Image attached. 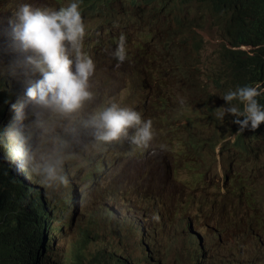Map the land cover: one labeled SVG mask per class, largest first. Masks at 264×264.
<instances>
[{"label": "clouds", "instance_id": "1", "mask_svg": "<svg viewBox=\"0 0 264 264\" xmlns=\"http://www.w3.org/2000/svg\"><path fill=\"white\" fill-rule=\"evenodd\" d=\"M43 1L41 5L36 0H19L11 8L8 23L1 25L0 61H10L0 63V219L18 229L0 239V264H62L60 246L69 237L81 235L90 240H84L85 248L96 241L90 233L100 225L121 238L108 251L105 264H264L261 228L249 235L252 240L226 236L217 241L192 228L187 233L190 249L185 252L159 232L160 226L173 222L187 223L189 228L196 222L188 220L194 208L186 204L184 190L193 197L219 193V208L214 209L207 197H197L205 201L204 224L216 216L226 227L240 226L244 221L238 206L251 196V189L221 177L222 169L210 161L213 152L193 133L201 125L198 116L180 135L189 145L174 137L158 145L160 155L152 154L155 118L114 98L101 99L93 85L100 61L95 52L84 48L89 13L104 14L109 3L122 5L123 19L135 22L141 35L121 34L111 52L113 62L122 65L129 53V59H141L136 71L151 72L148 93L160 83L167 66L175 76L187 78L195 69L200 89L227 90L215 117L225 118L227 124L232 116V123L238 125L235 145L244 146L246 138L264 126V103L260 102L264 100V7L248 10L233 5L225 19L210 26L211 20L216 21L213 14L207 15L189 0ZM155 5L156 11L149 13ZM240 21L245 23L235 33L237 44H225L227 35L220 31H230ZM206 26L218 34L214 36L217 54L207 62L203 52L210 40L202 36ZM157 32L169 36L158 43L155 54L148 53L152 38L147 43L146 38ZM230 53L236 55L226 64ZM218 60L224 63L223 73L212 69ZM5 73L21 77L22 88L17 90ZM157 102L163 107L162 101ZM114 145L145 154L127 163L129 168L140 165L141 172L126 171L124 178L116 180L115 160L110 170L106 155L95 158ZM255 151L257 163L263 166L264 142ZM156 164L166 165L169 171L156 174L152 169ZM22 172L36 179L38 191L22 180L13 181ZM3 180L10 183L8 189ZM36 182L48 193L44 195ZM73 189L78 192L70 202L55 197ZM258 195L254 191L253 196ZM254 208L257 216L249 221L251 227L264 224L260 206ZM213 231L220 234V229ZM23 257L34 260L27 262Z\"/></svg>", "mask_w": 264, "mask_h": 264}, {"label": "rangeland", "instance_id": "2", "mask_svg": "<svg viewBox=\"0 0 264 264\" xmlns=\"http://www.w3.org/2000/svg\"><path fill=\"white\" fill-rule=\"evenodd\" d=\"M28 0H26L27 2ZM43 5V0H36ZM51 2V0H45ZM19 0H0V20L8 21L12 14L11 8ZM110 8L100 15L90 12L88 15V38L84 41V48L90 52H95L100 61V68L94 78L93 85L100 93V98L111 97L123 104L135 107L138 110L153 116L156 120L155 136L153 140V149H158V145L167 141L173 140L175 134L183 135L186 126L194 117H200L201 125L193 133H198L201 143L209 150H214V154L220 158L221 155L232 153L235 148L234 131L238 125L232 123L231 118L227 119V124L219 121L215 117V109L221 107V96L223 93H218L214 89L209 88L202 90L196 85V77L198 72L194 69L192 78L179 75L175 76L173 70L168 66L162 72L160 83L148 93L150 82L144 75L137 72V66L141 59H129V54H126V62L117 66L113 62L114 57L111 56L112 50L115 48V40L126 32L132 31L135 35H141L137 32V24L133 21H126L124 17V7L120 4L109 3ZM135 8H131L134 10ZM0 24V36L3 35ZM218 35L209 26H206L203 31L204 37L210 40V44L204 46L203 58L207 62L209 58L215 59L217 54L218 41L214 38ZM153 36V37H152ZM169 35L155 33L147 36L152 38L148 45V53H154L159 50L157 48L160 41H164ZM202 46L204 44H201ZM154 56H151L152 60ZM129 59V60H128ZM10 59L4 58L0 63L7 64ZM171 66H174V62ZM210 63V62H209ZM213 70L216 67L211 65ZM7 74V73H5ZM9 80L13 82L17 90L23 86L21 77L7 74ZM110 81V82H109ZM107 83V84H106ZM105 86V87H104ZM112 86V88L108 87ZM110 88V90H108ZM158 100L162 101L163 107L158 106ZM155 102V104H152ZM212 110L210 112L209 110ZM227 114V113H226ZM225 114V115H226ZM198 120V118H196ZM110 170L114 169V163L118 172L116 180L122 179L126 175V171L141 172L142 167L136 165L127 167V163L131 158L137 155V151L130 152L129 147H114L104 151ZM156 174H161V167L156 164L152 167ZM82 170H78L81 175ZM231 175V174H230ZM83 182L81 176L78 179V184ZM36 184H38L36 182ZM43 191L46 190L42 187ZM59 194H63L60 192ZM122 202L117 200V202ZM184 224L173 222L159 227V232L173 241L180 250L188 251L187 232L188 227L183 230ZM98 232V235L97 233ZM90 237L96 239L95 242H90L83 248L84 240H88L81 235H73L69 237L61 246L58 252L62 264H105L106 255L112 247L117 246L121 238L109 228L98 226L91 233ZM127 249V246L124 247ZM186 255H184L185 258Z\"/></svg>", "mask_w": 264, "mask_h": 264}, {"label": "bare ground", "instance_id": "3", "mask_svg": "<svg viewBox=\"0 0 264 264\" xmlns=\"http://www.w3.org/2000/svg\"><path fill=\"white\" fill-rule=\"evenodd\" d=\"M189 1L192 2V3H194L197 6H200V7L204 8L206 10V14L207 15L213 14V18L216 21L211 20L210 23H209L210 26L217 25V21H221V20L225 19L231 13V12L228 11L227 7H225V6L222 5V3H221L220 0H212V1L211 0H203V1H200V0H189ZM140 7H143V6H139L138 8H140ZM156 7H157L156 5L153 6L151 9H149L148 12L149 13H154L156 11V10H154V9H156ZM9 13L12 14V12H9ZM81 15H82V18H85L82 13H81ZM7 23H8V21H3L2 22V18H1L0 24L4 25V24H7ZM238 24H239V22H238ZM235 28H237V26ZM235 28L231 29L230 31H227L225 29H222L220 31V33L227 35L225 44H227L229 46H232L234 44H237V39L238 38H237V35H235ZM235 55H236V53H230L229 56H228V58L226 59L225 63L227 64L228 62H230L234 58ZM222 68H223V66H222ZM0 81H3V80H0ZM108 87L112 88V86H108ZM110 88H108V90H110ZM226 91L227 90H223V93L226 92ZM0 153H2V151H0ZM235 153L242 154L243 152H235ZM140 155H142V154H140ZM13 164H15V163H11V166H13ZM228 175H230V173ZM229 179H230L229 177H226L225 178V181L227 182V181H229ZM20 180L23 181V184H25V186H27L29 188H34V189H36V191L39 190L37 187L34 186V183L36 181V179L34 177L31 178V179H29L28 176H26L22 172L21 175L15 176L13 178V181L14 182H17V181H20ZM1 183L4 184V187L6 189H8V187L10 185L9 182L3 180V181H1ZM213 185H215V183H213L212 186ZM37 186H39L40 188H42V186L39 185V184H37ZM62 192H63V194H59V193L58 194H55V197L58 198V199H60V200H62L63 202H70V201L73 200V198H75L76 195H74V194L78 192V189L68 190V191H65V192L62 190ZM47 193L48 192L45 191L44 192V195L47 194ZM11 197H13V196H11ZM107 200H108L107 203L109 202V204L112 202L110 198H108ZM43 236L44 235L41 236L42 238H40V240L37 242V244H41L42 243ZM148 255L151 256L150 254H148ZM26 258L23 257L22 260H26Z\"/></svg>", "mask_w": 264, "mask_h": 264}, {"label": "trees", "instance_id": "4", "mask_svg": "<svg viewBox=\"0 0 264 264\" xmlns=\"http://www.w3.org/2000/svg\"><path fill=\"white\" fill-rule=\"evenodd\" d=\"M220 1H221V3H222L223 6L227 7V9H228L229 12H230V8H231L233 5H236V6H242V7L246 8V9H248V10H249V9H258V8H263V7H264V0H220ZM244 23H245L244 21H241V22H239V24H237V28H235V33L238 32V31L240 30V26L243 25ZM13 166H18V165H17V164H13ZM28 178L31 179V178H33V177H29V176H28ZM236 184H237V183H236ZM35 187H36V186H35ZM10 198L12 199L13 197H10ZM241 205H242V204H241ZM238 207H239V206H238ZM256 216H257V215H256ZM256 216H254V217L252 218V221L254 220V218H255ZM207 217H208V216H207ZM214 219H218V218H216V216H214L213 218H210V221H211V222L208 223L209 226L212 227V228H211L212 230H214V228H219V226L216 227V224L220 225V223L222 222V221H221V218L218 219V220H219V223L212 222V221H214ZM243 221H244V220H243ZM222 225H224L223 222H222ZM187 226H189V224L185 223L184 230H185V228H186ZM236 227H240L241 229H242V228H246L245 236L248 238L247 240H252V238H250L249 235L257 234V232L259 231L258 228L264 229V224H263V225H258V226H257V225H254V227H251V226L249 225V222H248L247 225H244V223H243L242 225H240V226H236ZM17 229H18V227H17L16 224L11 223V222H7V221H4V220L0 219V239H1L2 237H4V236L10 234V233H14V234H16V233H17ZM191 231H192V228H189V229H188V232L190 233ZM216 234H217V233H216ZM220 235H221V233L218 234V236H220ZM229 236L236 237V236H234V235H229ZM140 237H141V236H140ZM41 238H42V237H41ZM236 238H238V237H236ZM239 239H241V238H239ZM37 245H40V244H37ZM148 254L152 255L150 252H149ZM25 258H26V257H25ZM33 260H34V259H29L28 257L26 258V261H27V262H33Z\"/></svg>", "mask_w": 264, "mask_h": 264}]
</instances>
